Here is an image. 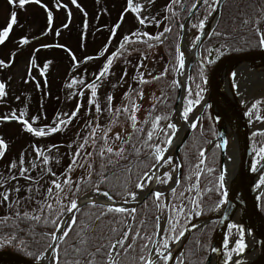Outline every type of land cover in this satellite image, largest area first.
<instances>
[{"label": "rangeland", "instance_id": "rangeland-1", "mask_svg": "<svg viewBox=\"0 0 264 264\" xmlns=\"http://www.w3.org/2000/svg\"><path fill=\"white\" fill-rule=\"evenodd\" d=\"M165 1L140 0L136 2L133 0V3L143 5L140 15L148 18L146 23L141 25L131 11L127 12L121 21V13L126 8L122 4L123 0H77L79 8L72 3V0H41L40 4L30 3L23 9L10 5L8 0H0V31L8 24L12 11L17 13L18 20V24L13 28L9 38L3 45H0V61H4L6 64L10 60L12 61L9 67H0V82L5 84L7 93L6 96L0 98V117L15 113L24 119L22 113H25L29 116L26 120L33 127L39 129L44 125L54 126L59 120H67L75 111L78 103L84 105L77 117L64 130L52 136L35 137L24 131L23 125L17 121L0 122V137H3L8 144L3 159H0V181L3 182L0 192L10 191V201L16 200L18 197L24 198L19 208L0 206V216L14 217L16 211L33 212V209H36L38 205L28 198L42 200L51 179L56 178L63 181L64 177L61 176V173L68 167L72 154L81 144H84L85 150L82 151L81 159L78 162L84 164L86 152H92L94 145L89 136L93 129L96 131V136L111 129L108 134V143L113 147L121 145L122 140L113 142L114 134L119 132L122 138H126L132 132V128L130 124L116 119V109L125 107L131 94H134V101L140 106L139 111L136 112L137 126L142 124L162 91L159 80L153 79V77L161 78V74L165 70L164 48L160 42L151 44V47L149 45L138 47L137 44L128 43L127 51L118 54L113 59L110 73L96 82L98 87L95 101L101 108L100 112H96L95 105L88 103L91 90L86 85L95 78L107 59L115 53L125 36H130L138 29H142L141 33L146 32L154 36L163 31V23L155 24V19L151 14L164 9ZM57 4L66 5V7H57ZM49 12L52 16L51 22L48 19ZM118 23L119 27L115 28V36H112L114 26ZM66 24L68 27H64ZM49 27H51V31H48ZM57 32L60 34L56 35ZM23 37L29 40V44H21L20 41ZM188 38L192 45L195 44L197 36L189 29ZM44 45H49V47H42ZM56 45L64 47H56ZM105 46H107V51L103 55H99L104 51ZM72 55L76 57L75 62L71 59ZM213 56L214 53L210 58ZM86 57L98 58L86 60ZM141 61L143 66L139 67ZM46 64L48 65L47 71L42 75L41 70ZM125 70L127 71L126 76L124 75ZM249 72L257 77H260L262 72L264 77V68L249 70ZM141 73H143V79L148 83L140 82ZM74 79L77 81L83 79L84 84L76 83L71 88L67 87ZM241 82L244 83L241 86L242 94L246 96L251 97L250 92L260 88L264 92L261 79L251 77L248 81H242L239 78V83ZM81 91L84 92L83 96L78 95ZM141 92L143 93L142 97L139 95ZM125 93L129 95L125 96ZM109 96L112 97V113L105 110L109 107ZM188 100L196 99L192 94L189 95L187 89L184 108L187 106ZM257 100L261 101V104L253 109L252 105ZM246 104L248 112L252 113L251 121L258 126L261 125V129L264 130V93ZM200 105L201 101L197 105L198 110ZM88 109H91V113L88 112ZM33 117H39V120L33 122ZM89 123L91 124L90 128L86 126ZM86 138L87 144H85ZM228 138L231 141L236 140L235 134L232 132H228ZM158 142L157 140L156 143ZM54 144L58 147L51 148L49 151V148ZM33 145L49 157L50 163L44 164L43 159L37 157L36 152L33 151ZM256 147L255 161L257 162L260 159L259 150L264 147V142H260ZM22 152L24 155L23 166L29 169L33 181L23 178L18 181L10 179L12 176H18L19 170L18 168L10 169L9 165L13 161L19 165ZM171 156L174 163L177 162L174 152ZM91 161L92 157L88 158L87 163L91 164ZM33 164L36 165L35 168ZM47 168H51L56 173V177L46 175ZM260 173L262 178L259 185L264 180V170H261ZM87 174L88 168L85 164L83 168L76 167L71 173V177L75 181ZM30 184L32 192L29 193L26 189ZM17 186L21 189L19 193L14 190ZM74 187L75 185H73ZM68 197L69 199L73 198L72 193L69 192ZM67 202V200L64 201V203ZM236 239L233 234L227 236L226 245L229 253L233 252L230 248L231 244L234 243V246L237 247V243L242 241V238H238L237 241Z\"/></svg>", "mask_w": 264, "mask_h": 264}, {"label": "snow or ice", "instance_id": "snow-or-ice-1", "mask_svg": "<svg viewBox=\"0 0 264 264\" xmlns=\"http://www.w3.org/2000/svg\"><path fill=\"white\" fill-rule=\"evenodd\" d=\"M10 5L18 6L23 9L26 5L30 3L40 4L41 0H8ZM153 2V0H150ZM223 2V0H196V3L192 4V8H196L198 3L207 5V15L199 21L198 24H193V28L203 29L208 16L217 12L218 6ZM73 4L79 8L77 0H72ZM181 0H170L169 5H166L167 10L172 9V5L180 4ZM57 7H66V5L57 4ZM143 9V5L140 3H133V0H127V7L124 12L121 13V21L124 15L131 11L135 14V19L139 24L144 25L148 20L147 17H142L140 15ZM257 12L259 15L254 18H247L244 13H241L240 27H249V31L256 37V44L260 48H264V8H258ZM175 14V13H174ZM70 15V13H69ZM167 18V17H166ZM49 22L52 21L51 13L48 15ZM154 19V18H153ZM160 21H157L159 25ZM17 13L12 11L10 14L9 22L6 27L0 31V45H3L5 41L9 38L10 33L13 28L17 26ZM68 27V25H64ZM119 27V23L114 26L112 31V36H115V28ZM184 25H181L183 28ZM48 31H51L49 27ZM171 28L165 27L164 31L159 33V35L153 37L148 33H141L139 30L133 32L130 36H125L120 44V49H124L125 45L128 43H133L132 37L137 39L141 36L148 37V39H154L162 43L161 37L165 36V33H170ZM60 33L57 32L56 35ZM216 35H221V33L216 32ZM197 40L199 37L196 38ZM21 44H29V40L26 37L21 38ZM150 47L152 45H149ZM196 45L193 44L192 47ZM42 47H49V45H44ZM56 47L63 48V45H56ZM179 47V46H177ZM107 51V46L103 52L99 55H103ZM113 53L109 57L96 75V79L87 84L86 87L91 90V97L88 103L90 105H95L96 112H100L101 108L99 104H96L95 97L97 96V83L101 78L106 77L111 70L113 59L118 55ZM98 57H86V60L96 59ZM71 59L75 62L76 57L71 56ZM178 66H173L174 71H180L184 68V53L179 52L176 57ZM11 60L9 63L0 61V67H9L11 65ZM211 63V61H209ZM47 64L44 69L41 70L43 75L47 71ZM78 66V65H77ZM143 66L141 61L139 67ZM167 69L165 70V73ZM162 73L161 75H164ZM124 75H127L125 70ZM235 75V74H233ZM123 78V77H122ZM160 77H153V79H159ZM141 83H148V81L143 79V73H141ZM76 83L84 84V80L79 81L73 80L67 87L71 88ZM5 84L0 82V98L7 95L5 91ZM39 87V85H38ZM78 95L83 96L84 92L81 91ZM125 93V96H128ZM142 97L143 93H139ZM189 95H191V90H189ZM199 96V93H197ZM112 97H108L109 107L105 109L109 113H112L111 108ZM131 109L125 106L122 109H116V114L123 113L126 118L130 121V127L132 132L128 134L126 138H122L120 133L117 132L113 136V142L116 140H122L121 145L113 147L108 143L109 132L111 129L103 132L99 138L96 136V131L93 129L90 133V138L93 140L94 144H98L99 147L95 149L96 155L99 157V169L100 171H95L94 164H88V158L93 156V152H86L84 157V164L79 163L81 159V153L85 150L84 144L78 146L77 151L72 154L71 162L68 167L61 173L64 177L63 181L56 178L51 179L49 187L45 190L42 200H35L32 197L28 199L33 200L34 203L38 205L36 209H33L32 213L24 211H16L14 217L17 221L35 222L41 225H50L51 230L42 233L41 239L44 241L41 245L43 252L40 251L29 253L34 256L38 262H43V264H169L170 261L173 264H184L183 253H179L177 257L173 256L172 246L174 244H179L181 238L185 236L186 229H177V225L180 224L178 217L185 214V208L188 204L192 207L199 209L200 207V192H195V196L191 195L199 185L200 176L203 172L201 165L205 164V153L204 151L199 152V162L195 164V171L192 175L184 176L181 172L184 165L175 162L173 157L166 153L173 143V139L176 132L179 130L177 125L174 123H168L166 127H161L162 120H168L169 117L156 115L151 116L150 119H146L144 123L151 124V130L146 132V138L141 140L140 133L144 132L142 127H138V120L136 112L139 111V105L135 101L129 100ZM200 99L188 100L187 106L183 109L181 113V119L188 121L189 113L193 111V106L198 105ZM261 104V101L257 100L253 103L252 108L256 109L257 106ZM84 107L83 104H77L75 111L67 120H59L58 123L53 125H44L39 129L32 126L26 119H21L15 113L9 116L0 117V122L4 121H17L23 125L24 131L32 134L35 137H46L52 136L56 133L61 132L66 128L74 118L80 112V109ZM155 107V105L153 106ZM91 113V109H88ZM130 113V114H129ZM252 113L250 112L249 115ZM33 122L39 120V117H33ZM199 119V118H197ZM259 119V117H258ZM87 127H91V124H87ZM191 127L195 129L197 123L193 122ZM171 130V134L169 131ZM135 137V139H134ZM154 138L158 140V143H153ZM85 144H87V138L85 139ZM226 144V141H225ZM163 145V146H161ZM33 151L36 152L38 158H42L44 164L50 163L49 157L45 156L43 151L34 145ZM57 145H52L49 148H57ZM71 147V145H69ZM8 149V144L5 142L3 137H0V159H3L5 152ZM143 155L144 160L140 157ZM259 155L261 159H264V147L259 150ZM106 161V163H105ZM126 163H121V162ZM148 161V163H145ZM87 164L88 174L86 177H79L77 180H73L71 173L76 167L83 168ZM24 155L23 152L20 156L19 165L13 161L9 168H18V176H12L10 179L19 180L23 178L27 181H33V177L29 174V169L24 166ZM143 166V168H141ZM170 166V170L163 172L162 175H158L160 169ZM35 168L36 165L33 164ZM111 169V171H110ZM140 169V171H137ZM211 172L212 169H207ZM173 173L176 175L173 176ZM46 175L56 177V173L52 171L51 168H47L45 171ZM93 174L96 175L97 179L93 180ZM135 177V179H133ZM194 182L189 184L187 187H183L185 181ZM43 179V177H41ZM225 176L222 174L219 176L220 187L223 189ZM155 180L157 184L169 185L171 187L168 189L167 195L164 191H150L143 198V207L139 209L137 207H128L127 205L132 202L140 203L138 201V192L133 191L129 188L131 185L139 192H143L148 185ZM86 187H90L92 190V195L88 196L85 200L80 201L77 194L83 195V189L81 184ZM264 184V180L261 181ZM73 185L75 187L73 188ZM101 185H103L107 190H101ZM0 187H3V182L0 181ZM178 189H180L178 191ZM15 192L19 193L21 191L20 187H15ZM27 192H32L31 184L26 189ZM39 191V189H37ZM72 193L74 198L69 199L68 193ZM187 193V195H186ZM11 192L6 190L0 192V206L19 208L23 197H18L16 200L10 201ZM62 194V195H60ZM104 197L106 198V203L98 202L94 197ZM226 197V191L223 193ZM54 201L49 202V201ZM67 200V203L64 201ZM173 201H177L174 203ZM187 202V204L185 203ZM223 202V201H221ZM149 203L151 207H149ZM84 209H95L96 211H85ZM200 214L199 211L196 213ZM10 217L8 215L0 216V248L7 245H12L16 242L17 246L20 248H27V241L20 239L16 235L4 236L2 229L6 226V222ZM163 220V224L161 221ZM150 221V222H149ZM17 230L19 229V224L16 225ZM29 232L32 229L29 228ZM33 236L35 234L33 233ZM36 244H40V240L35 241ZM245 245L242 241L237 243V250L243 251Z\"/></svg>", "mask_w": 264, "mask_h": 264}, {"label": "trees", "instance_id": "trees-1", "mask_svg": "<svg viewBox=\"0 0 264 264\" xmlns=\"http://www.w3.org/2000/svg\"><path fill=\"white\" fill-rule=\"evenodd\" d=\"M135 1L139 2L140 0ZM169 3L170 0H166L164 2V9L155 12L154 14H151L155 19V24L157 23V21H160V23H163L164 28H171V32L165 33V36L161 37L163 41L161 43V46L164 48L163 53L165 54V70L167 69V72L165 73L164 70L165 74L158 79L162 91L159 94L158 98H156L154 104L151 107L150 112L142 121V124L139 126L144 129V132L140 133L141 140L145 139L146 132L151 130V124L144 123L146 119H150V113L152 117L156 115L162 117L167 115L169 117L168 120L161 121L162 128L166 127L168 123H174V121L172 120V115L175 110V104L178 97V84L176 81L177 71L173 70V66H178L176 57L180 52V40L183 29L181 28V25L184 24L187 15L192 9V4L196 3V0H181L180 4L172 5V9L167 10L166 5H169ZM122 4L124 5V7H127V0H123ZM207 8V5L202 4L200 8L196 11L193 20L191 19V30L193 31V33H195L197 37L202 31V29L193 28L192 25L198 24L199 21L207 15ZM258 8H264V0H224L217 23L202 45V57L208 62L210 66H212L220 56L229 51L240 48H260L256 44V37L249 31V27L241 28L239 26L241 20V13H244L247 18H254L259 15V13L257 12ZM262 26L264 27V25H261V27ZM138 30L142 32V29ZM216 32L221 33V35H216ZM155 35L157 36V34ZM150 36L155 37L152 34ZM132 39L133 41H135L133 42V44H137L138 47H144L151 44L154 45L156 43H159L154 39H148V37L144 36H141L138 39L136 37H133ZM126 46L127 44L125 45L124 49H120V46L117 47L115 53H117L118 50V54L127 51ZM212 53H214V56L210 58ZM209 61H211V63ZM203 72L204 69L202 65L198 61H195L192 66L188 92L189 90H191V94L195 97V99H200V101L203 99L205 94V79L203 76ZM197 93H199V96L197 95ZM134 98V94H131L125 103L126 106H128L130 109L131 105L129 103V100L131 99L132 101H134ZM154 105L155 107H153ZM22 114L24 115V119H28V115H26L25 113ZM116 119H118L119 121L122 120L125 123L130 124V121L126 118V115L123 113L119 114V116H116ZM168 131L169 134H171V130ZM97 136H100V134H98ZM217 136L218 128L215 116L210 103H208L203 112L201 113V117L197 123V127L191 130L188 138L182 144L180 149L181 164L184 165L182 173L185 177L192 175V173L196 170L195 164L199 162L198 154L201 150L205 153V164L202 168L203 172L200 176L199 188L197 190L195 189L194 192L191 194L195 196V192H200V207L199 209H197L195 207H192L190 204L187 205V207L185 208V214L183 216L178 217L180 221V224L177 225L178 230L185 229L193 215H208L214 212L217 208H219L220 205L226 200V197L223 196L225 189L224 187L223 189H221L219 181V176L223 173V152L219 141H216L213 146L208 149L211 142L216 139ZM156 141L157 140L154 138L153 143H156ZM260 141L264 142V131L261 132ZM98 147V144H94L92 148L93 156L91 164L95 165L96 172L100 171L98 166L100 160L95 152V149ZM140 159L144 160L145 157L141 155ZM121 163L126 162L122 161ZM145 163H148V161H145ZM141 168H143V166H141ZM209 168L212 169L211 172L207 171V169ZM137 171H140V169H137ZM92 179H97L95 174H93ZM133 179H135V177H133ZM194 179L195 178L193 177L192 181H185L183 187H187L189 184L193 183ZM81 187L83 189V194L91 190L90 187H86L83 183L81 184ZM129 188L135 191V188H133L131 185H129ZM101 190L103 191L107 189L103 185H101ZM179 190L180 189H178V191ZM77 195L79 197L81 196L80 194ZM49 202L53 201L50 200ZM173 202L178 204L177 201ZM185 203L187 204V202ZM143 206V200L136 205L138 209ZM149 207H151L150 203ZM260 208L264 214V190L260 198ZM84 210L96 211L95 209ZM197 211L200 212L199 215L196 214ZM17 223L19 224V229H21L22 231L17 230L15 226ZM217 223L218 219L210 220L207 223L196 228L192 232L182 252L183 256L181 258L183 259L184 264H206L212 251V242ZM29 228L32 229L31 233L29 232ZM50 230V225H41L36 224L35 222L30 223L26 221H17L15 217H10L6 222V226H4L2 229L3 235H16L20 239L27 241L28 247L20 248L17 246L16 242H13L12 245H7L0 249L10 248L25 255L34 257L29 253L37 251H40L41 253L43 252L41 245L44 241L41 239V234L46 233ZM33 233L35 234V236H33ZM36 240H40L41 243L36 244ZM176 264H178V261L176 262Z\"/></svg>", "mask_w": 264, "mask_h": 264}, {"label": "water", "instance_id": "water-1", "mask_svg": "<svg viewBox=\"0 0 264 264\" xmlns=\"http://www.w3.org/2000/svg\"><path fill=\"white\" fill-rule=\"evenodd\" d=\"M223 2L218 6L217 12L213 13L209 17L208 21L205 23V27L198 36L199 39L195 42L196 46L194 47V55L188 63L187 83L189 84L190 82L189 77L192 71L193 63L195 61L200 62L208 74L210 89L207 98L202 103V109L200 110L197 118H200L205 106L208 102H210L218 128L217 140H219L223 151L224 169L227 147V131L224 126V118L220 117L217 111H224L226 109L229 112L230 118L233 119L235 124L233 131L236 138L237 149L235 173L230 187L227 190V199L225 203H223L219 209L208 215L192 217L185 227V236L181 238L180 247L174 249L172 252L173 256L177 257L179 253L183 252L186 242L189 240L192 232L197 227L210 220L218 219L212 242V251L206 264L211 261L214 254L216 257H220V264H228L223 244L228 226L234 214L238 212L246 234L250 235L253 232L256 235V247L258 251L254 264H264V214L260 209L259 198L255 190L256 174L264 167V159H260L259 162L254 165V149L251 142V125L247 113V107L242 99L237 85L238 65L241 62L246 61L249 62L252 67L264 66V48L235 49L220 56L212 67L209 66L201 54L202 44L215 27L221 13ZM201 5L202 3H198L196 8H192L187 15L183 24V32L187 23L194 16ZM95 79L96 77L91 81V83ZM178 87V97L175 105V111L183 92V87L180 82H178ZM198 120L199 119L195 122L197 123ZM192 129L193 128L190 126L186 130L181 141L174 147L175 158L179 163H181L180 148L184 141L188 138ZM169 188L164 191L166 194L168 193ZM150 191L162 190L155 186H150L139 197L138 201L141 202ZM86 194L87 193H84L79 197L80 201L86 199ZM97 201L104 203L107 202L102 200ZM136 205L137 203L133 207ZM193 220H197L198 222L193 223ZM0 264H43V262H38L36 258L20 253L14 249L6 248L0 250ZM169 264H173V262L170 261Z\"/></svg>", "mask_w": 264, "mask_h": 264}, {"label": "bare ground", "instance_id": "bare-ground-1", "mask_svg": "<svg viewBox=\"0 0 264 264\" xmlns=\"http://www.w3.org/2000/svg\"><path fill=\"white\" fill-rule=\"evenodd\" d=\"M182 52L184 53L185 64H184V68L179 71L178 79H179L180 84L183 87V92L181 94V97L179 99L176 111H175L174 116H173L174 123L177 125V128L179 130L176 132V135H175V137L173 139V143H172L171 147L169 148L168 152L166 153V156H168V155L171 156L173 154L174 147L181 141V139L184 136L186 130L191 126V124L197 120V117H198V114H199V111H200V108L198 110L197 105H194L193 106V111L190 112V114H189L188 121H184L183 119H181V113H182V111L184 109L185 97H186L187 79H188V63H189V60L194 55V47H192V44H191V42L189 41V38H188V25H186V27H185L184 35H183V38H182ZM238 70H239V78L242 81H248L249 78L255 77V78L259 79V80L261 79L262 80V84L264 86V77L262 76V72L260 73L261 74L260 77L254 76L253 73L251 74L249 72L250 69L248 68V65L245 62L240 64ZM254 70H256V69H254ZM241 73H243V74L240 75ZM239 85H240V90H241V93H242L243 90H242L241 86H243L244 83L241 82V83H239ZM250 93H251V97L242 94L244 99L247 98V100H245L246 103L251 102L257 96H259L261 93L263 94L264 92H263V89L260 88V89H257L256 91L250 92ZM217 113H218V115L220 117L224 118V126L226 128V131L232 132V134H233L235 124H234L233 119L230 118L229 112L225 109L224 111H217ZM254 127L262 128L261 125L258 126L257 124H254ZM236 162H237L236 141H235V139H233L231 141L230 138H228L227 147H226V154H225V163H224V176H225L224 185H225V188L227 190L230 187V184L232 182V179H233V176H234V173H235ZM168 170H169V167L162 168V169H160V172L158 173V175H162L163 172L168 171ZM175 175L176 174L173 173V176H175ZM150 186H155V187H157V188H159L161 190H166L167 188H169L171 186V183L169 185L161 186V185L157 184L155 182V180H153L148 185V187H150ZM147 188H145L143 190V192H139V190H136L138 192L137 199H139V197L146 191ZM91 195H92V191L88 192L85 195V198H87L88 196H91ZM94 198L97 199V200L106 201V198H104L102 196L94 197ZM135 204H136V202H132L131 204H129L127 206L128 207H133ZM234 217L235 218L239 217L238 212L235 213ZM197 222H198L197 220H193V223H197ZM161 223L163 224V220L161 221ZM180 244H181V241H180L179 244H174L172 246V251L174 249H177L178 247H180L179 246ZM253 252H256V251L253 250ZM250 253H246L245 255L247 257H250L251 256ZM220 262H221L220 257H216L215 254H214L212 256L211 261L208 264H220ZM242 264H245V263L242 262Z\"/></svg>", "mask_w": 264, "mask_h": 264}, {"label": "flooded vegetation", "instance_id": "flooded-vegetation-1", "mask_svg": "<svg viewBox=\"0 0 264 264\" xmlns=\"http://www.w3.org/2000/svg\"><path fill=\"white\" fill-rule=\"evenodd\" d=\"M254 254H255V252H253V251L250 253L251 256H253ZM236 259H238V258L231 259L229 264H236ZM240 264H242V262H240Z\"/></svg>", "mask_w": 264, "mask_h": 264}, {"label": "built area", "instance_id": "built-area-1", "mask_svg": "<svg viewBox=\"0 0 264 264\" xmlns=\"http://www.w3.org/2000/svg\"><path fill=\"white\" fill-rule=\"evenodd\" d=\"M246 243H247V246H248V244H249V241L247 240V242H246Z\"/></svg>", "mask_w": 264, "mask_h": 264}]
</instances>
